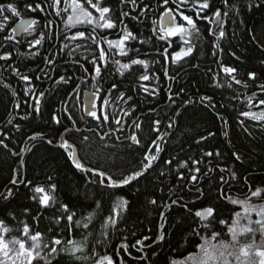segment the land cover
I'll use <instances>...</instances> for the list:
<instances>
[{"label":"snow or ice","instance_id":"1","mask_svg":"<svg viewBox=\"0 0 264 264\" xmlns=\"http://www.w3.org/2000/svg\"><path fill=\"white\" fill-rule=\"evenodd\" d=\"M261 7H264V0H219L218 6L215 5V0H23L22 4L17 0H10L8 3H0V74H4L9 81L5 83L4 80H0V87L9 90L12 111L17 113L6 121L3 128H0V148L17 160H23L24 156L39 143L53 145L54 140H60L59 147L65 150L72 166L96 178L86 181V184L95 186V191L89 190L90 194L85 197L87 206L82 207L78 213L54 195L57 192V184L52 174L46 176L48 182V191H46L45 186H39L28 178L26 162L15 166L8 183L3 190H0V212L5 213L8 219L17 222L19 227L15 230L22 236L11 239L10 243L13 247L10 249L4 237L12 229L8 227L6 219L0 217V254H2L0 264H34V262L35 264H87L88 261H91V264H181L180 260L173 258L172 249L169 247L174 237H178L174 246L176 253L180 252L186 241L198 238L199 253L195 257H185L183 264H188V261H195V264H209L210 261L214 264H231L229 259L231 256H235L239 264L240 258L236 255V248H239L244 256H248L249 247L255 246L257 233L261 237V243L264 244V187H253L251 176L255 174L254 170H250L248 175L241 176L234 164L230 167L223 163L222 153L218 149L202 152L197 157L164 155L169 148L175 147L172 142L176 139L179 121L189 106L199 104L211 109L222 124L228 123L217 109L211 95L185 97V89L172 90V84L180 77V73L175 71V68H183L187 65L186 58L192 56L202 39L210 42L211 55L215 58L219 69L214 71L209 68L214 86L231 89L235 84L244 89L252 88V95L247 97V106L250 109L254 106L260 111H242L239 115L257 122L259 130L264 131V58L259 59L258 67L245 70L241 77L237 67L224 65L222 47V42L229 38L226 22L241 16L243 10L251 12ZM160 10H162L161 21L166 19V22L161 23L158 30L155 26L158 22L153 21L147 38L143 33L134 32L129 28L128 22L142 24L151 14ZM22 12L40 14L45 22L41 24V20L36 18L19 19L15 26H11L12 19L20 18ZM50 15L60 17L68 31L77 25L83 26L71 35L67 32L62 34V39L66 42H79L75 47L64 43L51 53L45 54L42 57L45 67L39 68V74H28L20 67L21 57L32 59L41 56L39 48L43 46L42 42L47 37L44 30H51L56 24L55 20L48 19ZM200 21H207L209 25L206 37L199 27ZM240 23H243V20ZM104 29H115L113 35L118 38L108 39L109 34L104 32ZM22 33L26 35L21 36ZM231 35L235 36V29H232ZM176 37L179 39L174 40L173 38ZM149 39H155L157 45L160 41H164V45L154 46L141 52L137 45H146ZM250 39L258 44L261 51H264V42L257 41L254 31ZM104 43L108 45V50L103 47ZM174 43L178 45L179 50L169 53ZM21 45L26 52L19 50ZM91 46H95L97 51H91ZM81 48L89 53L82 55V59L91 64V72L84 67L80 59L75 58ZM64 55L73 57L72 63L80 64L83 72L90 76V80L95 81L93 84L95 91L89 97L91 107L86 108V115L94 118L97 124L95 130L86 127L85 132L95 131L101 141L110 138L120 141L124 132L121 119L110 118L107 112V105L111 100L98 97V93L103 91L105 73L118 72L124 77L125 72L131 73L134 66H140L144 71L138 76V81L153 79L156 81V86L151 90L143 84L139 87L145 94L155 97L160 91L159 76L155 73L150 76L148 69L150 63L161 64L162 75L169 82L167 99L173 111L166 117L167 122L163 130L162 120L159 117L151 119L148 126H145L143 119L131 121L132 128L126 137L129 142L128 148L143 147L142 138L144 133H148L147 147L134 168L122 172L121 175H115L98 168L89 169L81 162L77 145L69 143L68 139L64 138L74 131H80L75 114L66 102L73 101L75 107L74 98H79L75 86L72 90L73 94L65 97L60 102L61 108L51 116V121L55 125L61 126L63 121L67 120L71 127L64 126L60 137L47 138L44 133H33L27 136L28 142L23 148L15 151L9 148L8 142L14 138L15 133L23 130L21 122L39 119L42 116L44 107L42 102L53 91L52 88L43 89L33 81L39 82L57 73L58 78L54 79L57 87L72 83L73 76L58 73L60 65L57 58L62 59ZM231 55L236 56L235 52ZM116 56L127 58V62L115 59ZM141 56H159L160 60L149 61L140 58ZM236 59L240 58L236 57ZM181 61L184 63L181 64ZM192 68L198 70L200 64H192ZM36 71L32 69V72ZM221 72L229 79L221 82L218 79ZM13 77L17 83L23 85L20 92L11 90ZM118 87L116 83L110 84L108 95L111 96ZM242 95L244 93H235L234 98L239 100ZM98 98L101 99L99 109L96 102ZM116 98L128 105L124 109V115L132 116L136 111L135 105L131 103L133 96H126L124 91H120ZM21 110L23 115H19ZM9 114L11 115V112ZM110 120L113 126L105 130V125H108ZM240 124L243 126L244 121L241 120ZM244 131L252 136V132L247 127ZM213 136L215 132L209 131L200 135L195 143L201 144ZM225 136L228 137L227 132ZM89 139L88 134L83 135L81 144L86 145ZM231 156L234 162L244 165L243 151L234 149ZM213 157L217 158L215 163L212 161ZM201 165H204L203 169ZM114 166L124 167L123 164ZM241 183L244 189L239 188ZM149 185L155 186L154 191L158 196L148 193ZM21 188L32 193L29 199L38 204V211L33 214L30 207L23 206L20 209L21 219L17 220L16 211L11 205ZM126 188H133L136 193L148 195L147 205L152 211L147 213L146 219L155 212L159 221L153 235H137L135 229L130 230L126 227V214L131 205V200L123 193ZM105 196L116 202L114 206L110 204L107 211H104L103 205ZM219 203L241 206L245 214L241 215L233 208L228 217H223L219 212ZM45 209L55 211L52 212L45 230L42 231L39 224ZM252 211L256 213L255 220L251 218ZM233 216L238 219H233ZM26 217L32 219L31 226ZM239 219L247 221L241 231L245 234V239L250 237V243L243 246L237 233V228L240 227ZM94 221L99 222V236L94 242L95 246L87 240V232L92 231L90 225L95 227ZM217 228L219 231L216 230ZM76 229L87 230L80 240H76L73 236ZM129 232L135 239H130ZM147 232L152 233L153 229L148 227ZM117 233L120 234L119 248L112 244V237ZM101 246L104 247L103 255L96 251V248ZM256 255L260 257L259 264H264V250L257 251Z\"/></svg>","mask_w":264,"mask_h":264},{"label":"trees","instance_id":"2","mask_svg":"<svg viewBox=\"0 0 264 264\" xmlns=\"http://www.w3.org/2000/svg\"><path fill=\"white\" fill-rule=\"evenodd\" d=\"M8 2H10V0H0V3ZM17 2L22 4L23 0H17ZM215 5H219V0H215ZM241 8L243 9V3H241ZM48 19H51V17L49 16ZM40 20L41 24L45 22L42 17ZM241 20H243V23H240ZM149 26L150 22L145 20L142 24H134V30L135 32L143 33L144 37L147 38L150 35ZM199 27L204 37H206L207 28L209 27L207 21H200ZM232 29H235V36L231 35ZM226 30L229 33V38L222 42V47L224 48L223 63L225 66L237 67L240 70V76L243 77L245 70L258 67L259 59L264 58V51H261L258 44L250 39L252 31H254L257 41L264 42V7L254 9L251 12L243 10L241 16L234 17L226 22ZM44 31H46L47 37L43 46L39 48L41 56L32 59H24L21 57L20 67L28 74H39V68L45 67L42 57L64 44L63 39L57 37V23L52 26L51 30ZM53 37H55V39H53ZM173 39L178 40V37ZM163 45L164 44L160 42L159 45H157L154 39H149L146 45L139 47L141 52H145L147 49L153 48L154 46L163 47ZM171 49L172 51H178L179 47L174 43L173 48H170V50ZM19 50L21 52H26V49L22 45L19 46ZM211 51L210 42L207 39H202L192 56L186 58L188 61L187 65L183 68H175V71L180 73V77L172 84V90L177 91L180 88L185 89V97L197 98L200 95H211L214 102H216L217 109L228 123L222 124V121L216 118L215 113L211 109H206L199 104L189 106L188 110L184 111L183 117L179 121L176 139H173L172 142L175 147L169 148L168 152L164 155L179 154L181 157H197L202 152L218 149L222 153L221 159L223 163L230 167L234 164L241 176L248 175L250 174V170H254L255 174L251 176L253 187H264V131L259 130L257 122L239 115L242 111H260V109L254 106L251 109L247 106V97L252 95L253 89H244L235 84H233L231 89L214 86L211 79L212 72L209 71V68L214 71H219V69L215 62V58L211 55ZM233 52L236 54L235 57L231 55ZM79 57H82V55H79ZM236 57L240 59L237 60ZM141 58L148 59L149 61L160 60L159 56H143ZM57 59L60 65L58 73L73 76V81L66 86L57 87L54 83V79L58 78L57 73H53L51 78L39 82L33 81V83L39 84L41 88H52L53 91L47 96L46 100L42 102L44 107L42 116L39 119L21 122L22 132L15 133L14 138L8 142L9 148L14 151L23 148L24 144L28 142L27 136L33 133H44L47 138L60 137L64 126L71 127L67 120H64L61 126L55 125L51 121V116L57 109L61 108L60 102L64 100L65 97L72 94L71 92L74 85L85 76V73L78 64L72 63V57L64 55L62 59ZM241 61H243V63ZM161 63H163L162 60ZM180 63L183 64L184 62L181 61ZM196 63L200 64L198 70L192 68V64ZM32 69H36L37 71L32 72ZM140 69L141 67L137 66L131 73L126 74L124 77H120L114 72L107 73L104 76V85L106 87L112 83H116L119 85L116 89L117 93L124 91L126 96H133L131 103L135 105L136 111L133 113L131 121L138 118L143 119L145 126H148L151 119L159 117L162 120L161 128L163 130L164 124L167 122L166 117L173 111L167 99L169 82L162 75L161 64L150 63L148 69L150 70V76L153 73L159 76L160 91L155 97L143 94L139 88L138 82ZM169 74L171 75L172 73L170 72ZM218 79L223 82L229 78L221 72ZM0 80H4L5 83L9 82L4 74H0ZM150 80L151 88L156 86V81L153 79ZM22 87V83H17L15 77L11 78V90L20 92ZM235 93H244V95L240 96L239 100H236L234 98ZM21 95H23L22 92ZM66 102L75 114L77 127L80 131H74L64 138L77 145V153L82 163L89 169L98 168L110 173H115V175H121L122 172L134 168L137 165L142 152L147 147L148 133H144L142 138L143 147H127L129 142L126 140V137L129 132L123 134L120 141L114 138L101 141L99 137L96 136L95 131L92 133L85 132L86 127L95 130L96 123L84 119L81 115L79 116L76 104L75 107H73V101ZM119 106L118 116L121 115V111L126 109L128 105L120 101ZM12 109L13 105L10 101L9 90L0 87V128L4 127L6 121L11 119L12 115H17ZM111 109L112 107L107 108V110ZM152 110L155 111L152 112ZM10 112L11 115L9 114ZM149 113H151V115ZM19 115H23V110H21ZM241 120L244 121L243 126L240 124ZM245 127L252 132L251 137L244 131ZM209 131L215 132V136L210 137L201 144L195 143L200 135L207 134ZM225 132H227L230 139L225 136ZM85 134H88L90 139L86 145H83L81 144V137ZM60 142V140H54L53 145L39 143L30 153L24 156L23 160H17V158L10 156L4 149L0 148V190H3L4 186L8 183L13 168L19 163L26 162L27 176L29 179L39 186H45L46 191H48L46 176L47 174H52L54 176V182L57 184V192L54 195L58 197L59 201L67 203L70 208L77 210L79 213L82 207L87 206L85 197L90 194L89 190L95 191V186L86 184V181L90 178H96L76 170L72 166L71 161L67 159L65 151L61 148H55V145ZM234 149L244 152L245 163L243 166L238 162H234L231 156V152ZM41 161H43V163H41ZM212 161L215 163L217 158L213 157ZM116 164H123L124 167H115L114 165ZM201 167L203 169L204 165H201ZM154 187V185H149L148 193L158 196V193L154 191ZM239 188L244 189L243 183L239 184ZM77 189L80 191L78 192ZM101 191L105 190L101 189ZM123 193L131 200L130 210L126 214V227L130 230L135 229L137 235H153L159 221L155 212H152V215L146 219L147 213L152 211L150 206L147 205L148 195L146 193H136L133 188H126L123 190ZM31 194V192H26L21 188L19 195L13 201L11 207L16 211L17 220L21 219L20 209L23 206L30 207L33 214L37 213L38 204L30 201L29 196ZM36 195L41 196L43 194ZM233 195L235 196V193H233ZM253 202L255 203V198ZM115 203L116 202H113L110 197L105 196L103 201L104 211L108 210L110 204L114 206ZM218 208L220 215L223 217H228L233 208L240 213L244 211V208L241 206L227 203H219ZM53 211L55 210H44V215L41 217L39 224L42 231L45 230ZM0 217H4L8 227L12 229V231L4 237L5 242L9 244V248L11 249L13 247L10 243L11 239L20 238L22 236L20 232L15 230L19 225L16 221L8 219L3 212H0ZM25 219L30 226L33 224L30 217H26ZM233 219H236V217L233 216ZM94 224L95 227L90 225V228H92L90 232H87V230H74V238L80 240L84 232H87V240L95 246L94 242L99 236V222L94 221ZM148 227L153 229L152 233L147 232ZM220 227L222 228L223 226ZM216 230L219 231V228ZM128 234L130 239H135V237L131 236V232ZM177 239L178 237H174L172 239V244L169 246L172 249L173 258L183 262L185 257H193L199 253L198 238L186 241L181 247L180 252L176 253L174 246ZM112 244L119 248V233L112 237ZM96 251L103 255L104 247H97ZM108 251L109 253L111 252L110 246L108 247ZM0 256H2V254H0ZM87 264H91V261H88Z\"/></svg>","mask_w":264,"mask_h":264},{"label":"flooded vegetation","instance_id":"3","mask_svg":"<svg viewBox=\"0 0 264 264\" xmlns=\"http://www.w3.org/2000/svg\"><path fill=\"white\" fill-rule=\"evenodd\" d=\"M161 13H162V10H160L159 12H155V13H153V14L150 15L149 19H147V20L150 22V26H149L150 29H151V27L153 26V23H152V22H153V21H157L158 23H157L155 26H156L157 29L159 30V28H160V26H161V23L164 22V21H161ZM94 14H95V13H94ZM96 15H98V14H96ZM117 15H118V13H117ZM50 17H51L52 20H55L56 23H57V37H58V38H59V37L62 38V34L65 33V32H67L68 35H71V34H73L74 32H76L78 28L83 27V26H81V25H77L76 27H73V28L71 29V31H68V29H66L65 24H64V22L61 20L60 17H57V16H51V15H50ZM33 18L40 19L41 16H40V14H37V13L22 12V16H21L20 18H13V19H12L11 26H15V24L18 23L19 19H25V20H28V19H33ZM165 20H166V19H165ZM128 26H129V28H130L131 30H133V31L135 32V30H134V23H132V22H128ZM89 27H90V26H89ZM97 31L99 32L100 30L98 29ZM103 31H104V32H107V33L109 34V35H108V39H117V38H118V37H115V36L113 35V33L116 31L115 29H113V30L104 29ZM23 35H26V34L22 33L21 36H23ZM178 39H179V37H178ZM154 40H155V39H154ZM45 41H46V40H45ZM45 41H44V42H45ZM44 42H42V43L44 44ZM78 42H79V41H77V42L67 41V42H66V41L63 40V43L71 44L73 47H75V44L78 43ZM87 43H88V44H91L90 41H87ZM160 43H161V44H164V41H160ZM137 46H140V45H137ZM103 47H104L106 50H108V45H107L106 43L103 44ZM172 48H173V46H172ZM65 51H67V50H65ZM91 51H93V52L97 51L96 48H95V46H91ZM112 51H115V50H112ZM171 52H173L172 49H171V50L169 49V53H171ZM79 55H89V53H88V52H85L84 49L81 48V49L78 50V53L76 54L75 58L80 59V62L82 61V64L84 65V67H87V68L89 69V72H91V71H90V68L92 69L91 64H89V63H87L86 61H84V60L82 59V57H79ZM130 55H135V54H134V53H130ZM141 57H143V56H141ZM141 57H140V58H141ZM72 58H73V57H72ZM111 59H112V56H111V53H110V60H111ZM115 59H120L122 62H127V58H125V57L116 56ZM78 65L80 66V64H78ZM110 67H112L111 64H110ZM135 67H137V66H134L133 69H134ZM133 69H132V70H133ZM132 70H131V71H132ZM143 71H144V70L141 68V69H140V74H141ZM148 72H149V74H150V70H148ZM107 73H108V72H106L105 75H106ZM114 73L119 75L118 72H114ZM126 74H129V73H128V72H125V75H126ZM140 74H139V75H140ZM125 75H124V76H125ZM119 76H120V75H119ZM120 77H121V76H120ZM83 81H90V82H89V83H84ZM104 81H105V78H104ZM138 82H139V85H140V84H143L144 86L148 87L149 90H151V85H150L151 80H149V81H138ZM93 84H95V81H91V80H90V76H89L87 73H85V76H83V77L79 80V82H78L76 85H74L75 88L78 90V95H79V98H78V99H75V104H76V107H77V111H78V113H79V116L81 115L84 119H86V120H91L92 122H94V123L97 124V122L95 121L94 118H92V117L86 115V108L91 107V105L89 104V97L91 96V93L95 91V88L93 87ZM108 88H109V86H106V87H105V85H104V83H103V91H101L100 93H98V97H99V98H103V99H109V100H111V103H109V104L107 105V108H108V107H112L111 110H107V112L110 114V118H111V117H114V118H116V119H121V121H122V127L124 128V132H123V134H126V132H129V133H130V130H131V128H132V125H131V119H132V117H133V114H132V116L124 115V109H123V110L121 111V115L118 116L119 107H120V106H119L120 101H118L117 98H116V96H117V92L115 91V92H113V93L111 94V96H109V95H108ZM139 88H140V87H139ZM72 90H73V89H72ZM140 90H141V92H142L143 94H145L142 88H140ZM71 93L73 94V92H71ZM72 94H71V95H72ZM99 98H98L97 101H96V102H97V107H98V109H99V107H100V103H101V99H99ZM98 114H99V111H98ZM111 126H113V125L111 124V120H110V123H109L108 125H105V129L107 130V128H108V127H111ZM128 135H129V134H128ZM68 141H69L70 143H73V142H71L70 140H68Z\"/></svg>","mask_w":264,"mask_h":264},{"label":"rangeland","instance_id":"4","mask_svg":"<svg viewBox=\"0 0 264 264\" xmlns=\"http://www.w3.org/2000/svg\"><path fill=\"white\" fill-rule=\"evenodd\" d=\"M244 214H245V210L241 213V215H244ZM250 214L253 220L257 219L255 211H252ZM246 223H247L246 220L239 219L240 227L237 228V233L239 234L238 238L242 240V246L250 243V237L248 239H245L244 238L245 234H243L241 231L242 228L246 225ZM255 241H256L255 246L249 247L248 256H244L242 253H240L239 248L235 249L236 255H238L240 258L239 264H259L260 257L256 255V252L260 250H264V244L261 243V237L259 233H257L255 237ZM213 243H216V242L213 241ZM229 259L231 260V264H237V260L235 256H231L229 257ZM183 262H181V264H183ZM188 264H195V261H188ZM209 264H214V262L210 261Z\"/></svg>","mask_w":264,"mask_h":264},{"label":"bare ground","instance_id":"5","mask_svg":"<svg viewBox=\"0 0 264 264\" xmlns=\"http://www.w3.org/2000/svg\"><path fill=\"white\" fill-rule=\"evenodd\" d=\"M55 148H60L59 147V143H57V145H55ZM62 149V148H61ZM62 150H64V149H62ZM65 151V150H64Z\"/></svg>","mask_w":264,"mask_h":264},{"label":"water","instance_id":"6","mask_svg":"<svg viewBox=\"0 0 264 264\" xmlns=\"http://www.w3.org/2000/svg\"><path fill=\"white\" fill-rule=\"evenodd\" d=\"M164 22H166V20H165ZM164 22H163V23H164Z\"/></svg>","mask_w":264,"mask_h":264}]
</instances>
